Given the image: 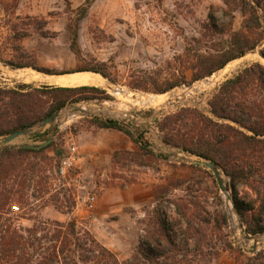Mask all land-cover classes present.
I'll return each mask as SVG.
<instances>
[{
	"label": "rangeland",
	"instance_id": "obj_1",
	"mask_svg": "<svg viewBox=\"0 0 264 264\" xmlns=\"http://www.w3.org/2000/svg\"><path fill=\"white\" fill-rule=\"evenodd\" d=\"M212 5L218 8L213 14L219 25L229 21L219 9L223 6L221 0H0V57L4 61L20 60L15 49L21 45L40 67L101 68L108 78L94 73L116 86H100L102 93L82 94V100L77 102L70 99L55 113L52 123L35 128L36 132H47L44 141L30 139L31 133L7 143L41 144L52 135L51 147L30 156L42 179L33 181L27 192L37 188L38 196L23 205L10 201L0 214V223L25 232L35 224L47 227L51 221L64 225L74 221L75 233H90L123 260L148 232L158 230L156 211L175 224L173 202H192L200 213L225 214L222 231L234 247L249 252L264 248V233L246 235L213 171L191 163L203 159L164 144L158 128V121L181 107H196L207 113V100L224 80L252 63L264 65L259 52L264 47V0L257 9L259 27L253 28L236 6L231 32L224 34L214 33L208 27ZM70 31L76 32L78 53L70 48ZM236 31L257 42L255 50L244 55L249 59L236 58L211 75L193 81L198 54L223 51L231 33ZM19 69L36 71L30 67L12 68L0 61V86L15 87L29 81L35 87L42 86L40 80L10 74ZM222 69L227 72L218 77ZM210 77L214 78L212 84L207 81ZM176 80L182 83L165 92L172 96L161 103L136 102L141 95L160 94L154 90ZM120 87L124 92L115 95L114 90ZM89 95L95 99H84ZM42 100L50 101V96ZM83 106L86 109L82 110ZM94 117L129 123L141 132L154 155L142 156L127 135L98 128L92 122ZM71 145L77 148L76 171L83 188L57 173L59 161L69 155ZM219 173L226 187L228 179L220 170ZM88 194L95 196L92 207L86 201ZM195 206L190 204L192 210ZM177 241L181 242L180 235ZM212 242L218 243L215 237ZM190 243L192 248L193 242ZM206 251V255L188 253L183 264H242L244 259L239 261L237 252L222 249L221 242L214 253L211 248ZM152 264H162V260Z\"/></svg>",
	"mask_w": 264,
	"mask_h": 264
},
{
	"label": "trees",
	"instance_id": "obj_2",
	"mask_svg": "<svg viewBox=\"0 0 264 264\" xmlns=\"http://www.w3.org/2000/svg\"><path fill=\"white\" fill-rule=\"evenodd\" d=\"M219 7L229 17V21L218 24L213 5L208 14L209 28L214 33L224 34L231 30L234 8L239 7L253 28L260 26L258 8L261 0H221ZM218 9V8H217ZM231 32V31H230ZM23 36V34H21ZM257 42L245 33H231L223 51L198 54L193 81L209 76L215 71L247 52L255 50ZM70 48L78 53L77 35L70 31ZM18 61H0L12 68L30 67L47 74H58L57 70L40 67L35 57L21 45H17ZM264 57V47L259 51ZM92 71L108 78L101 68L83 67L60 73ZM181 81H171L154 92L165 93ZM94 86L35 87L31 83H20L15 87L0 86V137L26 129L54 116L73 98L82 100V94L102 93ZM50 96V101L42 100ZM84 99H95V97ZM207 113L196 107H181L168 113L160 121L164 144L177 148L206 161H210L228 179L227 189L234 212L237 214L247 236L264 233V65L252 63L237 74L224 80L207 100ZM101 129H114L127 135L138 146L142 156H153L147 140L132 125L117 118H92ZM47 132H36L30 139L44 141ZM36 144L22 146L6 145L0 148V214L10 202L28 204L31 197L38 196V189H31L32 182L40 177V169L30 156L41 154L52 143L42 148ZM40 179H42L40 177ZM39 182V180H38ZM41 182V180H40ZM245 186L246 189H240ZM176 223H169L156 211L158 230L148 232L128 258L120 260L117 255L100 243L90 233H75V222L66 225L51 221L47 227L36 224L25 232L12 229L0 223V264H152L162 260V264H183L188 253L206 255L205 249L215 252L221 242L222 249L237 252L242 264H264V248L245 251L230 243L222 231L226 224L223 212H198L189 203L173 202ZM1 216V215H0ZM52 226V227H51ZM23 233H28L27 235ZM38 233H41L37 236ZM180 235L181 242L177 241ZM213 237L218 243H213ZM190 242H193L190 248ZM210 253V254H212ZM209 254V253H208ZM179 256V257H178ZM213 256V255H211Z\"/></svg>",
	"mask_w": 264,
	"mask_h": 264
},
{
	"label": "bare ground",
	"instance_id": "obj_3",
	"mask_svg": "<svg viewBox=\"0 0 264 264\" xmlns=\"http://www.w3.org/2000/svg\"><path fill=\"white\" fill-rule=\"evenodd\" d=\"M242 58L244 60L249 59V57H247V56H244ZM226 72H227L226 69H222V71L219 73L218 77H222L223 75L226 74ZM10 74L13 76H16L18 78L25 79V80H36V81L40 80V81H45V82L50 83V84L55 83L57 85L58 84H62V85H77V84H92V85H94L95 84V85L100 86V85L104 84V81H105L98 74L91 72V71H77V72H73V73H67V74H62V75H57V76L51 77V76L43 75L41 73L32 72V71L27 70V69H19V70L10 71ZM207 81H209L208 84H212L214 81V78L210 77L207 79ZM122 92H124V88H121V87L118 88L117 90H114L115 95H120ZM128 95H130V94H128ZM168 96H172V95H168V93L155 94V95H141V96H139L138 99H136L137 100L136 102H138L140 104H144V105H156V104L161 103L163 101V99H167ZM107 107H108V105H107ZM81 109L84 110L86 108H85V106H83V107H81ZM87 110H90V108H88Z\"/></svg>",
	"mask_w": 264,
	"mask_h": 264
},
{
	"label": "water",
	"instance_id": "obj_4",
	"mask_svg": "<svg viewBox=\"0 0 264 264\" xmlns=\"http://www.w3.org/2000/svg\"><path fill=\"white\" fill-rule=\"evenodd\" d=\"M39 72V71H37ZM84 86H89V85H84ZM101 87L103 88H108V89H112V88H116V86L114 85H109L107 83L104 82V84L100 85ZM100 86H95V87H98L100 88ZM53 116H48L47 118L43 119L42 121L34 124L33 126L29 127V128H26V129H21V130H18V131H15L9 135H6L2 138H0V148L1 147H4L7 145V143L11 142L12 140L20 137V136H24V135H29L31 133H34L36 132L35 131V128L36 127H39L41 126L42 124H50L53 122ZM52 139V135L43 143L39 144V145H36L34 146L35 148H42V147H45L47 146L50 141ZM191 163L193 164H197V165H200V166H206L208 168H210L213 173L215 174V177H216V180L218 182V185L220 186V189L226 193V198L228 200H230V196L229 194L227 193V188L225 186H223V183H222V179L220 177V173H219V170L218 168L216 167V165L210 161H206V160H191ZM255 246L252 247V249H254Z\"/></svg>",
	"mask_w": 264,
	"mask_h": 264
},
{
	"label": "built area",
	"instance_id": "obj_5",
	"mask_svg": "<svg viewBox=\"0 0 264 264\" xmlns=\"http://www.w3.org/2000/svg\"><path fill=\"white\" fill-rule=\"evenodd\" d=\"M77 153V148L75 145H71L69 147V155L64 156L60 159L59 165L57 167V173L62 178H69L70 182H72L73 185H75L77 188H83L82 185H80V174L77 172V167L75 163V155ZM95 200V196L89 195L87 196L86 201L89 203V206L92 207ZM14 208L13 210H19L18 206H12Z\"/></svg>",
	"mask_w": 264,
	"mask_h": 264
},
{
	"label": "crops",
	"instance_id": "obj_6",
	"mask_svg": "<svg viewBox=\"0 0 264 264\" xmlns=\"http://www.w3.org/2000/svg\"><path fill=\"white\" fill-rule=\"evenodd\" d=\"M48 68V67H47ZM50 69H52V68H50ZM54 70H57L58 71V74H47V73H42V72H38V73H41V74H43V75H47V76H51V77H54V76H57V75H62V74H67V73H60L59 74V72H61V71H65V70H59V69H54ZM67 70H70V69H67ZM33 71V70H32ZM35 72H37V71H35ZM74 72H77V71H74ZM71 73H73V72H71ZM53 75V76H52ZM40 82H42L43 84L42 85H47V86H53V87H77V86H84V85H89V86H97V85H92V84H77V85H62V84H50V83H47V82H43V81H40ZM27 83H31V81H29V82H27ZM109 130H114V129H109ZM120 133H122V132H120ZM122 136V135H121ZM122 138H123V136H122ZM129 143V142H128ZM127 147L129 146L130 147V145L128 144V145H126ZM78 161H79V159H78Z\"/></svg>",
	"mask_w": 264,
	"mask_h": 264
}]
</instances>
